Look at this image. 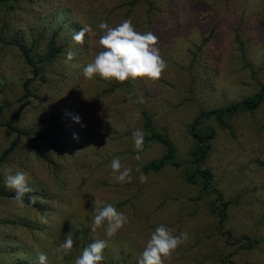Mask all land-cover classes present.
Returning a JSON list of instances; mask_svg holds the SVG:
<instances>
[{"label":"rangeland","instance_id":"1","mask_svg":"<svg viewBox=\"0 0 264 264\" xmlns=\"http://www.w3.org/2000/svg\"><path fill=\"white\" fill-rule=\"evenodd\" d=\"M128 2L0 1V156L15 136L5 121L31 132L20 135L0 159V189L13 191L5 187V167L24 171L29 187L39 193L30 197L40 205L19 208L12 197L0 195V264H38L39 252L47 255V264H73L94 238L107 241L102 264H137L161 224L176 235L188 233L165 264H264V100L222 123L207 118L200 124L215 132L203 166L227 203L223 228L230 231L228 242L208 211L212 196L199 183H185L183 167L143 173L142 164L163 147L143 143L137 153L131 135L136 129L145 133L140 116L145 109L154 128L167 134L185 160L192 142L186 126L199 109L222 107L256 91L264 82V0H150L151 9L147 0ZM126 18L137 31L159 37L167 63L162 77L123 83L84 78L83 67L104 50L98 24L114 27ZM64 19L77 28L59 27L58 52L38 61L39 74L31 79L30 66L9 40L18 39L38 60L50 31ZM83 25L96 34L76 44L72 35ZM68 50L76 53L71 61ZM28 78L23 97L22 82ZM115 157L132 169L130 182L115 181L110 168ZM141 174L147 177L143 183ZM95 199L127 216L111 238L105 235L106 224L91 231ZM69 233L73 248L60 258L54 249ZM242 235L257 241L247 247Z\"/></svg>","mask_w":264,"mask_h":264},{"label":"clouds","instance_id":"2","mask_svg":"<svg viewBox=\"0 0 264 264\" xmlns=\"http://www.w3.org/2000/svg\"><path fill=\"white\" fill-rule=\"evenodd\" d=\"M98 28L102 31L99 37V45L104 49L98 52L94 58L88 62L82 69L83 76L86 79H92L99 76L103 80H115L123 83L129 79L147 78L152 81L159 80L167 68V63L160 54L158 48L159 37L152 31L139 32L135 29L130 18L124 19L121 23L110 27L107 22H100ZM86 34L95 35L90 25H83L79 31H75L72 40L76 44H83ZM76 53L68 50L66 59L71 61ZM79 122V118H75ZM134 149L139 153L143 148L145 133L136 129L132 132ZM140 159L139 154L135 157ZM111 173L118 183L130 182V167L121 164L118 157L111 160ZM139 171V168H137ZM5 187L14 191L12 199L17 207L25 206L24 196L33 191L29 187V177L24 171L13 173L10 167H5ZM143 183L147 177L143 174L139 177ZM29 202L35 204V197H30ZM94 209L96 215L93 217L90 228L93 233L98 228L104 226L105 235L109 238L114 236L127 223V216L118 211L110 203H104L100 200H94ZM174 229H170L161 224L155 228L147 239L137 264H165V260L171 258L172 253L188 239L187 232L174 234ZM74 245V239L69 233L65 240L54 249L58 254L66 255ZM107 247V241L103 239H93V242L83 248L73 264H102L104 260V249ZM38 264H47L48 257L44 252L37 253Z\"/></svg>","mask_w":264,"mask_h":264},{"label":"trees","instance_id":"3","mask_svg":"<svg viewBox=\"0 0 264 264\" xmlns=\"http://www.w3.org/2000/svg\"><path fill=\"white\" fill-rule=\"evenodd\" d=\"M3 1V0H0ZM137 0H129L128 4L132 5ZM149 4V9L152 8L150 0H147ZM48 23H50L48 21ZM48 25V24H47ZM58 27L55 26L49 35L46 38L45 52L42 56L38 58V60H34L33 57L29 54L28 49L24 47L21 42L16 38H11L10 43H13L17 49L22 54L25 61L31 68V79H34L39 74V66L38 61L49 60L52 59L56 53L58 52L60 46L55 44V37L59 30V27L63 26L68 29H76V24L64 19L63 23H58ZM75 26V27H74ZM37 39V38H36ZM36 40H33L35 42ZM30 79H25L22 82L23 88V97L28 95V82ZM264 100V82L258 85L256 91H254L251 95L241 98L240 100L231 102L222 107H213L209 109H199L195 117L187 124L186 132L191 139V145L188 150V155L185 160L181 159L176 155L175 146L172 141L169 139L167 134L163 131L157 130L154 128L152 119L149 113L142 109L140 110L141 116V126L145 129L144 136V144L149 142H157L162 145L163 151L162 153L141 166V170L143 173L148 172H157L164 167H183L182 180L187 184H200V189L204 194H210L212 199L208 203V211L211 214L216 215L217 217V229L220 235H224L227 237L225 240L228 242V238L230 237V231L223 228L224 219H225V209L227 203L223 201L221 193L212 187V173L211 171L203 166V162L205 157L209 151V142L214 137V129L211 127H206L204 129L200 128V124L202 120L207 118H213L215 121L222 123L223 119L233 115L238 111H248L251 112L256 109L259 104ZM1 111V108H0ZM4 125L7 126L10 130L15 132L14 138L9 142L8 146L3 150L0 159L4 157L9 151H11L17 144L20 135H30L31 132L29 129L27 130H19L15 126L11 125L10 122L5 121ZM32 149L43 158L47 162H51V160L47 159L46 156L39 151V149L32 145ZM37 191H31L26 193L24 196V201L26 205L40 207L39 203L31 204L29 202L30 195H38ZM0 195L6 197H13L14 191H6L0 189ZM241 240H245L247 242V247H250L257 240L254 238L250 241V238L247 235H242L240 237ZM239 239H237L238 241Z\"/></svg>","mask_w":264,"mask_h":264}]
</instances>
